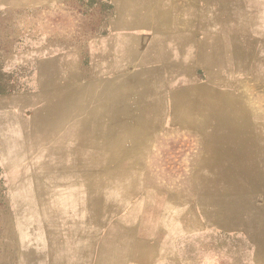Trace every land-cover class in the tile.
Masks as SVG:
<instances>
[{"label":"rangeland","instance_id":"obj_1","mask_svg":"<svg viewBox=\"0 0 264 264\" xmlns=\"http://www.w3.org/2000/svg\"><path fill=\"white\" fill-rule=\"evenodd\" d=\"M0 90V264H264V0H0Z\"/></svg>","mask_w":264,"mask_h":264},{"label":"crops","instance_id":"obj_2","mask_svg":"<svg viewBox=\"0 0 264 264\" xmlns=\"http://www.w3.org/2000/svg\"><path fill=\"white\" fill-rule=\"evenodd\" d=\"M138 16L142 19L145 18V27L139 28L147 32H152L156 26L166 27L165 29L169 30L165 36H159L162 40V48L165 47L169 55L168 59L165 60L167 63L166 66L173 67L179 66L185 62L184 55L186 53L192 52L193 47V33H185L184 26L178 23V18L175 10H138ZM192 25H188V27ZM136 27H132L131 30H135ZM197 29V28H196ZM199 31V27L197 29ZM154 32V31H153ZM151 34V38H152ZM148 38V37H146ZM115 65L120 63L118 58L117 48L118 39L115 36ZM198 42V41H197ZM146 44V43H145ZM149 46H153V42H148ZM148 46V47H149ZM198 54V47L195 52ZM164 63V62H163ZM176 68V67H175Z\"/></svg>","mask_w":264,"mask_h":264},{"label":"trees","instance_id":"obj_3","mask_svg":"<svg viewBox=\"0 0 264 264\" xmlns=\"http://www.w3.org/2000/svg\"><path fill=\"white\" fill-rule=\"evenodd\" d=\"M0 92H3V90H0Z\"/></svg>","mask_w":264,"mask_h":264}]
</instances>
